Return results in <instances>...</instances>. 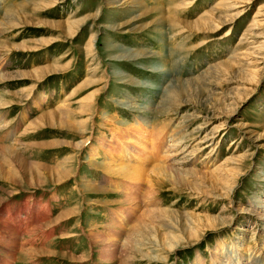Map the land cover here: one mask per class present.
I'll list each match as a JSON object with an SVG mask.
<instances>
[{
    "label": "rangeland",
    "instance_id": "rangeland-1",
    "mask_svg": "<svg viewBox=\"0 0 264 264\" xmlns=\"http://www.w3.org/2000/svg\"><path fill=\"white\" fill-rule=\"evenodd\" d=\"M240 256L264 264V0H0V264Z\"/></svg>",
    "mask_w": 264,
    "mask_h": 264
},
{
    "label": "bare ground",
    "instance_id": "bare-ground-1",
    "mask_svg": "<svg viewBox=\"0 0 264 264\" xmlns=\"http://www.w3.org/2000/svg\"><path fill=\"white\" fill-rule=\"evenodd\" d=\"M175 147H176V145H175ZM204 148V147H203ZM206 148V147H205ZM209 148V147H208ZM250 258V257H249ZM255 260V259H254ZM243 261V258H242V256H240L238 259H237V261H236V264H251V262L252 261H250V259L249 260H247L246 262H242ZM254 263V262H253ZM215 264H217V261L215 262Z\"/></svg>",
    "mask_w": 264,
    "mask_h": 264
}]
</instances>
